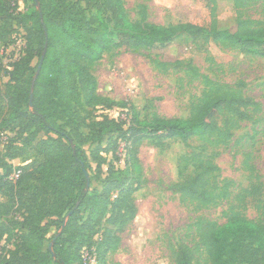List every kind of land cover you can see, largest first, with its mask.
Returning a JSON list of instances; mask_svg holds the SVG:
<instances>
[{
    "label": "trees",
    "instance_id": "obj_1",
    "mask_svg": "<svg viewBox=\"0 0 264 264\" xmlns=\"http://www.w3.org/2000/svg\"><path fill=\"white\" fill-rule=\"evenodd\" d=\"M252 1L259 0H241ZM34 5L23 11L17 0H0V42L5 48L19 38L23 41L9 67L3 63L4 54L0 56V85H8L0 94V108L6 115L0 130L18 129L20 135L35 130L49 135L37 142L39 153L31 156L25 147L0 151V169L4 170L0 173V193L7 198L5 206L13 216L0 221V264H83V250L96 256V264H105L106 254L117 249L118 238L113 229L100 231V226L122 225L134 218L133 193L140 185L135 186L133 167L143 141L165 145L164 140L173 137L187 142L192 137L222 134L218 124L221 113L228 109L244 116L241 108L248 101L233 89L211 85L187 118L158 114L140 118L130 105L129 119L105 114L88 126V119L81 113L87 107L108 110L115 105L127 106L97 95L90 65L112 49L150 52L181 36L264 57V25H255L250 19H238L232 28L192 22L135 23L129 19L123 0H34ZM35 59L38 61L34 66ZM86 127L88 135L82 133ZM88 142L97 145L91 159L97 164L100 191H90L91 184L87 186V159L82 145ZM104 142L106 147L102 146ZM121 144L128 158L125 167L110 164L104 174L102 167L107 160L103 153ZM19 157L27 158L24 165L10 162ZM18 170L19 177L10 180L8 177ZM214 170L218 168L212 163L197 162L182 184L183 192L193 198L210 196L208 176ZM52 226H60L61 232L51 237L52 248L45 249L44 241ZM97 234L102 236L98 241ZM7 238L16 243L14 249L2 246ZM205 244L210 255L206 264H264L263 223L240 216L230 218L207 235ZM176 264H194L187 247H179Z\"/></svg>",
    "mask_w": 264,
    "mask_h": 264
},
{
    "label": "rangeland",
    "instance_id": "obj_2",
    "mask_svg": "<svg viewBox=\"0 0 264 264\" xmlns=\"http://www.w3.org/2000/svg\"><path fill=\"white\" fill-rule=\"evenodd\" d=\"M123 3L129 19L135 23L192 22L232 28L238 19H250L255 25H264V0L248 3L241 0H123ZM17 4L23 11L35 8L34 0H17ZM81 6L84 8L85 4L82 2ZM86 15L89 16L88 12ZM18 27L23 33L22 27ZM22 46L20 38L6 49L0 42V56L4 54L6 67L18 57ZM37 61L35 59L34 66ZM90 72L96 79L99 97L125 102L127 106L115 105L108 110L101 106L87 107L81 113L88 119V126L105 114L119 120L129 119L130 105H134L140 118H152L155 114L187 118L202 99L206 87L211 85L233 89L248 101V105L241 108L244 116L228 109L221 113L218 124L222 134L192 137L187 142L173 137L165 139V145L148 139L143 141L137 154L138 162L133 167L135 186L140 185L133 193L134 218L122 225L102 223L100 226V231L107 227L113 229L118 238V247L106 254L105 264H176L181 246L190 250L194 264H206L210 262V255L205 243L215 227L236 216L264 224V57L248 56L237 48L181 36L150 52L123 47L112 49L90 65ZM6 88L8 85L2 83L0 94H4ZM5 116L0 108V129ZM82 133L88 135L89 128L82 129ZM47 137L48 134L35 130L22 135L18 129L0 130V151L7 153L15 151V147H25L27 155L31 156L39 153L35 148L37 142ZM106 145V142L102 144ZM96 146L90 142L82 145L90 191L101 190L97 164L91 159ZM103 156L107 160L102 167L104 174L110 164L124 168L128 161L124 144ZM26 160L19 157L10 162L24 165ZM197 162L212 163L218 168L208 176L210 196L203 199L193 198L182 190V184L193 173ZM3 172L0 169V173ZM6 203L7 198L0 193V221L13 217ZM59 232L60 226L50 227L45 249L52 248L51 237ZM101 238V234L95 236L97 241ZM2 246L14 249L16 243L7 238Z\"/></svg>",
    "mask_w": 264,
    "mask_h": 264
},
{
    "label": "built area",
    "instance_id": "obj_3",
    "mask_svg": "<svg viewBox=\"0 0 264 264\" xmlns=\"http://www.w3.org/2000/svg\"><path fill=\"white\" fill-rule=\"evenodd\" d=\"M21 173V170L15 171L14 173H12L8 178L10 180H16L19 175ZM85 251L87 250H83L82 251V256H83V264H96V256L95 255H89L88 253H86Z\"/></svg>",
    "mask_w": 264,
    "mask_h": 264
},
{
    "label": "water",
    "instance_id": "obj_4",
    "mask_svg": "<svg viewBox=\"0 0 264 264\" xmlns=\"http://www.w3.org/2000/svg\"><path fill=\"white\" fill-rule=\"evenodd\" d=\"M45 55H46V50L42 54V57H41V60H40V63H39V66H38V69H37V72H36V77L38 76V74H39V72L41 70V66L43 64ZM86 175H87V186L89 187L90 186V181H89V178H88V173H86Z\"/></svg>",
    "mask_w": 264,
    "mask_h": 264
}]
</instances>
